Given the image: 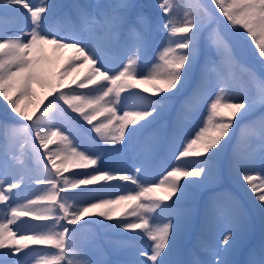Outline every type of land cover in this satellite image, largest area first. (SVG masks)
I'll return each instance as SVG.
<instances>
[{"label":"snow or ice","instance_id":"1","mask_svg":"<svg viewBox=\"0 0 264 264\" xmlns=\"http://www.w3.org/2000/svg\"><path fill=\"white\" fill-rule=\"evenodd\" d=\"M210 3L234 31L242 29L246 33L254 45L256 60L264 67V0H210ZM133 7L127 0H119L109 10L99 13L77 6L80 27L64 33L60 27L63 19L56 18L55 6L48 0L38 3L0 0V102L6 110L10 109V114L20 118L12 126V142L0 152L3 157L0 159V250L6 249L0 251V264H29V261L31 264H94L84 258L85 251L75 243L78 231L75 226L81 221L95 223L92 217L116 218L118 230L135 233L115 242L117 251L133 249L130 259L116 264H178L170 257L180 235L181 222L164 214L186 195L190 185L204 184L212 178L217 160L231 138L234 122L244 120L258 108L260 115L245 128L264 144V75L241 65L249 75L251 89L235 96L231 84L239 61L230 43L216 29L209 35L210 52L200 75L180 102L177 120L185 109L193 119L201 112L203 115L194 134H189L180 146L172 170L158 183H145L140 177L141 167L135 169V174L95 167L91 172L64 175L73 168L98 165L101 157L73 144L57 126V112L70 120H76L70 113H77L91 125L90 131L96 134L93 139L98 145L119 151L114 146L121 144L126 135H135L139 122L143 121L140 128L154 123L165 107L182 94L193 76L199 57L198 38L204 26L200 13L211 18L210 10L199 0H187V10L178 19L172 14L174 0H159L157 7L164 16L159 27L164 31L165 41L153 60L147 61L151 21L143 14L130 17L129 10ZM9 13L27 15L29 26L14 33L8 31ZM81 30L91 38L85 41ZM121 41L126 42L127 50L122 56L110 59L112 50ZM69 49L71 54L61 63L63 53ZM211 49L219 57L218 62L211 59ZM80 69L86 70L81 74ZM210 71L215 73L214 82L209 79ZM141 85H149L142 91L158 98L141 95L138 91ZM34 86L46 94L36 104L35 111L29 113L27 105L22 107L21 102L27 99L34 103L38 99ZM131 97H136L139 103L128 105ZM29 145L31 155L37 156L44 168L42 175L32 178L41 187L33 192L34 198L25 197L26 202L22 203L17 198L24 184L20 172L26 165L25 149ZM192 157L197 158L195 166L189 162ZM246 162L254 161L234 158L231 164L237 173H243L240 179L250 189L253 208L264 224V171L250 174L244 167ZM261 162L264 164V158ZM181 178L189 179L181 183ZM114 180L135 188L121 194L109 193L103 185L112 188L109 182ZM101 182L100 190L72 191ZM174 196L176 199L172 200ZM170 200L172 204H167ZM27 217L37 223L21 219ZM136 240L151 241L148 250L137 247ZM233 240L234 233L229 231L222 239L225 255L217 251L214 264H231L227 254L234 247L230 243ZM32 245L49 247L33 249ZM22 252L23 260L18 255ZM246 264H264V239L259 249L250 253Z\"/></svg>","mask_w":264,"mask_h":264},{"label":"rangeland","instance_id":"2","mask_svg":"<svg viewBox=\"0 0 264 264\" xmlns=\"http://www.w3.org/2000/svg\"><path fill=\"white\" fill-rule=\"evenodd\" d=\"M33 3H35V0H33ZM116 3H119V0H88L87 2L88 6L86 9L92 13H99V12L109 10L110 6ZM158 3L159 2H156L154 5H151L150 3L143 2V0H141L139 2L133 3L132 5H134V7L129 10V14L131 15V17H135L137 14H143L151 21L150 29H151V34L154 37V42L151 48H153L154 55L153 57L149 56L147 58V61L153 60L154 56L157 54L158 50L162 47L165 41L164 31L159 27V24L164 19V16L162 14L161 9L157 7ZM216 13H218L217 10H216ZM219 16L222 17L221 15ZM219 24H220L219 26H215L214 24L211 26L209 24L206 25L203 23L204 26L198 38L199 57H198L196 66L193 70V76L190 77L186 88L182 92L183 94H184V91H187V89L193 84L195 77L200 75L199 68L202 65V62H204L205 58L209 55V52H210V49L208 47L209 35L216 29H219V31L227 39L234 53L239 55V57L243 56V58H241L242 61L238 63L239 68L243 70L241 65H247L246 63L247 62L249 63L250 58L248 55H246L243 52L242 38L240 37L239 34H237V31H234L232 29V26L226 21V18L224 17H222V21ZM28 26H29V22H28L27 15H22L21 20L17 22H11V23L6 24V27L8 28V30L13 33L16 31H19L20 29H24ZM79 27H80L79 21H77L75 26H65L63 28V32L72 33L73 31L78 30ZM226 30H228L229 32H226ZM81 37L85 41L91 38L88 32L83 31V30H81ZM126 50H127V47L124 46V48L119 53L115 54L114 58L118 56H122ZM70 54H71L70 49L65 51L63 53V59L61 60V63H63V60L66 59ZM211 59L216 62L219 61V57L216 55L214 49H211ZM148 66L150 67V64ZM85 70L86 69H80L81 74H83ZM258 70L261 72L262 75H264V67L260 68V66L258 65ZM208 75H209V79L214 82L215 73L210 71ZM248 80H249V77L247 79L246 78L243 79V82L246 83ZM243 84L238 86L239 90L238 91L236 90V92H234V89L231 88L232 93L235 96L237 97L242 96L244 95L246 91L251 89L250 80L247 86L243 87ZM35 92L37 94L38 99H36L34 103H29L28 100L26 102L27 111L29 113L35 111L36 104L39 103L40 99H43L42 97L43 92L41 91L40 88H38ZM180 95H178L173 101L177 100ZM148 96L152 99L158 98V97L152 96L151 92ZM49 99H52V97H49ZM173 101L170 103V105H168L165 108L170 107ZM46 103L47 101H45V104ZM137 103H138V100L136 97H132L127 101L128 105H134ZM260 112H261V109L258 108L251 115H249L244 120H241L239 122L238 130L237 129H236L237 131L235 130L236 133L233 136H231L228 144L222 150L217 160V165L221 167L220 180L211 178L208 181L204 190L210 189L211 187H219V188L222 187L228 192V194H231L232 191L237 192L240 190L241 191L245 190L247 192L246 194L247 197L252 196L250 193V189H248L245 186L246 182H242L240 179L243 173L242 172L237 173V171L232 167L231 162L234 158H241V159L246 160L247 153L245 152H248V151L250 152L251 150H254V149L257 151L260 150L259 151L260 155L262 158H264V144L261 143L257 135L250 134L248 129L245 128V125H249L250 122L256 120V118L260 115ZM202 115H203V112H201L200 115L196 116L195 119H193L192 116L190 118L188 116V113L185 114V116H182L183 118L186 119V121L188 120L190 122V129L186 135L181 136L176 141L173 153L174 152L176 153L180 149V146L182 145L184 140L189 136V134H194V131L197 125L200 123ZM237 115L239 116V114ZM19 119H20L19 117H16L14 121L17 122V120ZM148 119H151V118H148ZM169 119H170V114L166 112V115L163 116V112H162L161 116L154 123L155 127L153 131L150 133L143 134L142 137L138 140V142H136V144H133L134 140L132 139L131 136L126 135L125 140L121 144L115 145L116 149H119V151H116V154H115V158L117 159L119 165L121 166V170H119V172L135 174V169L137 167H141L142 172L140 173V177L145 183H158L159 182V179H160L159 176L162 177L164 173L166 172V170L170 168V164H173L174 162V159L171 158L169 161L165 162V164L162 165L161 167H157L155 169L151 167V164L154 161L152 159L155 158L154 155L155 153L158 152L159 145L161 144V139H162L160 135L162 131L161 129H164V127H166ZM24 123H28V122L25 121ZM65 133L72 140L73 144L78 145L81 150H88L90 152H94L92 147H90L91 145L89 143V139H86L87 143L85 144L83 142L81 143L78 140V138L74 134H72V130H69V128H65ZM234 141L235 143L237 142L236 145H234ZM21 142H22V138H21ZM175 155L176 154H174V156ZM244 167L249 171L250 174H253V175H256L257 173L264 171V169L261 170L256 165L252 167H248L245 164ZM74 173H77V172L70 169V171L67 173H64V175L71 176ZM118 182L121 184H125L128 187H131L130 189L135 188V185H132L130 183L126 184L124 182H120V181ZM22 187L28 188V186H25L24 184L22 185ZM204 190L201 192L202 199L195 200L196 202H194L193 204L192 212L193 214H195L194 208H196V206L197 207L200 206V204L203 205L202 208L204 210H207V211L210 210V212H212L213 222L211 223L210 234H211V240L213 241V244L211 247L203 248L202 242L198 241L197 243L191 246V248L187 251V253L178 254L179 252L178 249L182 241L180 239L179 245H176V248L174 249L170 259L178 262V264H189V262L191 261H198L199 264H214V260H215L214 254L217 251L220 252L221 256L225 255V253L223 252V249L225 246L222 243V239L225 235L228 234L229 231H231L234 234H237L239 237L240 235L242 237H246L244 242L238 243L236 245L235 250H234L235 251L234 255L230 253L227 254V259L231 262V264H235V259H236L237 253L239 252L238 250L240 249V246L250 241V239H247V238L249 236L251 237L252 229L249 228L247 222L237 221L234 218L233 220L230 219L228 217V213L226 209L220 210L219 208L218 209L215 208L213 199L209 197V194L204 192ZM20 194L21 195H19L18 199L22 203L26 202L25 197L34 198V196L32 195L33 192L28 193L27 191L26 192L22 191ZM168 204H172V201ZM164 215H171L175 218L178 217V214L174 210V208H172L168 213H165ZM27 234H31V233L29 232ZM97 234L99 235V233ZM135 243L137 247H141V248H144L145 250H148V246L151 244V241L136 240ZM107 248L111 249L110 251L111 255L119 253V254H123V256L129 259L131 258V254L133 252V249H128L125 251L118 252L115 249V245L111 243L108 244ZM252 251H257L255 250V246L253 244L247 247L246 252L243 255V260H242L243 264H246V262L250 259V253ZM92 256H93L91 258L92 261L96 259L94 264H103V259L101 255H99L98 252L95 251V247L92 248Z\"/></svg>","mask_w":264,"mask_h":264},{"label":"trees","instance_id":"3","mask_svg":"<svg viewBox=\"0 0 264 264\" xmlns=\"http://www.w3.org/2000/svg\"><path fill=\"white\" fill-rule=\"evenodd\" d=\"M64 1H66V0H48V2L50 4L55 6L54 13H55L56 18L57 19H63V23H61L60 27L65 26L66 24L74 25L76 23V20H77V11H78L77 6L82 5L85 8H87V6H88L87 5L88 0H69L68 3L70 4L71 7L69 9H66V8L64 9L62 6ZM139 1H141V0H127V2L130 4H133V3L139 2ZM38 2H39V0H35V3H38ZM143 2H148L151 5H154L156 2H159V0H143ZM199 2L203 5H205L210 10V12L212 13L211 18H209V16L204 15L203 12L200 13V17L202 18L203 23L206 25L209 24L211 26L213 24L215 26H219L220 25L219 23L222 21V17L219 16L220 14L216 13V9H215L214 5H212L210 3V0H199ZM186 4H187V0H174V8H173L172 14H174L178 19H182L184 12L187 10ZM130 17H131V15H130ZM21 18H22V14L9 13L8 17H7L6 24L11 23V22H17V21L21 20ZM6 29L8 30L7 27H6ZM226 32H229V31L226 30ZM237 34H239L240 37L242 38L243 52L246 55H248L250 58L249 63L248 62L246 63L247 66L254 69V71L257 74L262 75L261 72L258 70V65L260 66V68H263V67L260 65V63L255 58L256 53L253 51L254 45H252L248 41V39L246 38V33H244V31L242 29H240L237 32ZM147 37H148L149 42H150L147 57H149V56L153 57L154 52H153V48H151V47H152L153 42H154V37L151 34L150 28L147 32ZM125 45H126V42L121 41L120 45L117 48H114L112 50V54H111L110 59L114 58L115 53L121 51V49ZM233 53H234V51H233ZM234 55L240 63L242 61L241 58H243V56L239 57V55H237L235 53H234ZM203 63L204 62H202V65H203ZM201 66L199 68V73L201 70ZM248 77H249L248 73L246 71L240 69L239 66L237 65L235 70H234V79H233V82L231 84V88L234 89V92H236V90L237 91L239 90V88H238L239 85L245 83V82H243V79H245V78L247 79ZM248 82H249V80L245 84H243V87L247 86ZM191 86L187 89V92H185L184 95L179 97V99L176 103L175 109H174V111H172L170 119L168 120V124L166 125V127H164V129H161L162 131H161L160 135L162 137V139H161L162 148H160V153L156 156L157 159H156L155 166H159L166 158L169 157L168 155H169V153L173 147V144L175 143V140L182 133L184 135H186L190 129V122L188 120H187L188 121L187 122L186 119L183 118L182 116H185V114L188 113V116L191 118V116H192L191 112H189L187 109H185L181 118L179 120H177V110L180 108L181 100H183L184 97L187 96L188 93L191 91ZM145 87H150V86L149 85H141V89L138 91L141 92V95H147L148 96L150 94V92L144 93L142 91V89ZM37 89L38 88L34 86V90L36 91ZM41 91L43 92L42 97H44V95L46 93L44 90H41ZM126 94L127 93H124L122 95H126ZM26 102H27V99H24L21 102V106L24 107L26 105ZM138 103H139V101H138ZM64 108L66 109L67 106L64 105ZM168 108L164 109L163 116L166 115ZM68 111L70 112V110H68ZM70 114L72 117H76V120H70L66 116L61 115L59 112H57L56 117H55L56 122H57V126L64 133H65V127L66 126L71 128L74 135L78 138V140L81 143L82 142L84 143L85 139L89 138L90 142L92 144V147L94 148V153H98L101 157V159L98 162V165H95V166L90 165L86 169H75V168H73L72 170H74L75 172H91L95 167H100V168L110 169L113 172H119V170H121V166L119 165L117 159L115 158L116 151H112L109 148H106L105 146H103L102 144L98 145L95 142V140L93 139L94 137H96V134L94 132L90 131L91 125H88L86 122H84L82 120V118H80L77 113H70ZM13 117H16V114L15 113L10 114V109L6 110L3 107V103L0 102V125L4 126V127H0V152L6 150L7 146L12 142V135H13L12 126L16 125V122L14 121ZM157 119L155 120V122L157 121ZM93 123H96V121H94ZM142 123H143V121L139 122L138 126H135L138 129L134 135L135 141L140 137L139 135L142 133V131L148 130V128H150L152 130V128L155 127V125L153 126L154 123L153 124L151 123L153 126L152 128L148 127V125L145 126L144 128H140L139 124H142ZM235 123H236V121L234 122V125H235ZM36 144L38 145L39 141H36ZM49 147L55 148L56 146L50 145ZM114 147L116 148V146H114ZM16 150H17V152H19L18 148ZM25 151L27 153L24 157V159L26 160V165L23 169H21L20 174L23 175L24 185L26 184L28 186V188L22 187L18 193V197H19V195H21L20 193L22 191H25V192L27 191L28 193H30V192H34L38 187H41V186L34 184L32 178L42 175L43 174V168H44V163L37 156L31 155L30 145L25 149ZM40 151L43 152L44 149H40ZM2 158L3 157L0 156V159H2ZM44 159L46 160V157ZM200 159H203V157H201ZM189 162L192 164V166H195V164L197 163V158H195V157L189 158ZM57 163H59V161H57ZM176 163H177V161H176ZM176 163H174V166L176 165ZM48 166L51 167V165H48ZM220 171H221V167H219L216 164V168H215V171H214L212 178L220 180V178H221ZM186 179H189V178H181V183H183L184 180H186ZM207 183L200 184V185H190L189 188L187 189L186 195L178 203H176L173 206L174 210L178 214L177 218L181 222L180 235L176 239L175 248H176V245H179L180 239H182L189 232L188 230H189L190 225L193 221L192 220L193 204H194V202H196L195 200H197L199 198V196H201V192L204 190ZM102 184H103V182L98 183L96 185H88V186L82 185V186H80V188L72 190V191L79 193L81 189H85V191H87L88 189H93V188L100 190L102 188ZM109 184L113 185L114 187L108 188L107 185H103V188L109 193L121 194L123 192H126L128 189H130V187L126 186L125 184H121L115 180L109 182ZM115 186H119V187H115ZM204 192L209 194V197H211L213 199L215 208H217V209L218 208L219 209L226 208L228 210V214H229L230 219L234 218L237 221L247 222L249 228L251 227L252 218H251V215L249 213V210L247 209V207H245L244 202L242 201L241 197L237 194L236 191H232L231 194H228V192L222 187L221 188L211 187L210 189L204 190ZM243 192L245 193V195L247 194V192L245 190H243ZM177 195H179V192L177 193ZM81 198L83 199V197H81ZM109 198H114V197H109ZM248 198H249V201L253 207L252 196H248ZM175 199H176V197L174 196L172 198V200H175ZM172 200L167 201L166 203L168 204ZM254 210H255V213H256L258 220H259L260 231H259V235L256 237V241H255L256 247H257V249H259L261 241H262V239H264V224L261 223L259 212L255 208H254ZM21 219H27V220L31 221V217L21 218ZM85 219L88 220L89 218H85ZM91 219L95 221L94 224L98 225V231L100 233L99 236L96 234L95 227L92 223H86L85 221H81L80 223H78L75 226V228L78 230L75 234V243L85 251L86 256L84 258L92 261V259H91L92 258V256H91L92 248L95 247L97 252H99V254L104 257V264H116L117 261H123V260L129 259V258H126L125 256H123V254H119V253L116 254L114 257H111L109 255L111 249H108L107 246L109 243L115 245V242L121 241L129 235H135V233L125 232L123 230H118L115 227V225L118 223V219H116V218H114L113 220H105V219L100 218V217H92ZM31 222L37 223L36 221H31ZM212 222H213L212 213L210 212V210L209 211L204 210L203 214H202V218H201L199 238L202 240V242H204L205 245L211 244V241H209V238H210V227H211ZM81 225H83V227H81ZM69 227H72V226H69ZM234 235H235L234 240L232 242H230V243H234V247L232 248V251L229 252L230 254H233V255L235 252L234 250H235L236 245L238 243L244 242L245 238H246V237H242L241 235H240V237L237 234H234ZM134 243H135V241H134ZM30 247L33 249H45V248H48L49 246L32 245ZM128 249H130V248H124L122 251H125ZM0 251H6V249L0 250ZM23 251H28V250L25 249ZM18 255H19L20 259H22V260L25 259L23 256V252L21 254H18ZM29 264H31L30 261H29Z\"/></svg>","mask_w":264,"mask_h":264},{"label":"bare ground","instance_id":"4","mask_svg":"<svg viewBox=\"0 0 264 264\" xmlns=\"http://www.w3.org/2000/svg\"><path fill=\"white\" fill-rule=\"evenodd\" d=\"M258 146V145H257ZM251 150V149H250ZM260 150H251L250 152L248 151V152H245V153H247L246 155H247V158H246V160L248 159V158H251L254 162L253 163H251V164H248L247 162L245 163L248 167H252V166H254V165H256L257 167H259L261 170L262 169H264V164H262V162H261V160H262V157H261V155H260V152H259ZM261 158V159H260Z\"/></svg>","mask_w":264,"mask_h":264}]
</instances>
